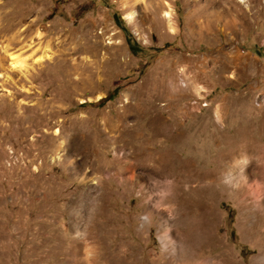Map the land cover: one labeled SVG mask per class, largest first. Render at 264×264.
Here are the masks:
<instances>
[{"label":"rangeland","instance_id":"374dc122","mask_svg":"<svg viewBox=\"0 0 264 264\" xmlns=\"http://www.w3.org/2000/svg\"><path fill=\"white\" fill-rule=\"evenodd\" d=\"M0 264H264V0H0Z\"/></svg>","mask_w":264,"mask_h":264},{"label":"trees","instance_id":"16d2710c","mask_svg":"<svg viewBox=\"0 0 264 264\" xmlns=\"http://www.w3.org/2000/svg\"><path fill=\"white\" fill-rule=\"evenodd\" d=\"M135 47H136L135 44H130V49H131L132 52L135 51ZM114 95H115V92L114 93H110V94L106 95L105 97L100 98L98 103L101 105V104H103L104 101L113 98Z\"/></svg>","mask_w":264,"mask_h":264},{"label":"bare ground","instance_id":"6f19581e","mask_svg":"<svg viewBox=\"0 0 264 264\" xmlns=\"http://www.w3.org/2000/svg\"><path fill=\"white\" fill-rule=\"evenodd\" d=\"M240 2H242V3H245L247 0H239ZM249 5V4H248ZM249 7V6H248ZM254 7V6H253ZM167 15H168V12H167ZM130 17H131V15H130ZM246 17V16H245ZM199 30V29H198ZM17 64H21L20 62H18V61H15V63H14V65H17ZM105 131V130H104ZM190 180V179H189ZM185 222V221H184ZM196 224V223H195ZM197 227V226H196ZM196 232V231H195ZM193 234V233H192ZM199 234V233H198ZM191 240V239H190ZM200 243V242H199Z\"/></svg>","mask_w":264,"mask_h":264}]
</instances>
